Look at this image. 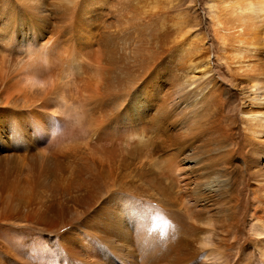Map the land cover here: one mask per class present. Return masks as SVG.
<instances>
[{
    "label": "bare ground",
    "instance_id": "6f19581e",
    "mask_svg": "<svg viewBox=\"0 0 264 264\" xmlns=\"http://www.w3.org/2000/svg\"><path fill=\"white\" fill-rule=\"evenodd\" d=\"M239 2L242 25L264 17V0ZM144 13L138 0H0V264H235L244 248L248 264H264V143L255 138L264 117L250 118L259 121L251 134L219 158L208 151L218 143L186 152L154 138L167 102L154 103L151 90L156 100L169 87L167 100L191 99L192 111L209 92L205 80L188 88L195 80L178 67L162 71L159 12ZM180 156L202 166L187 173ZM228 169L259 182L249 184L245 245L230 262L177 210L180 200L184 210L206 205L213 191L235 193L236 209L239 175Z\"/></svg>",
    "mask_w": 264,
    "mask_h": 264
},
{
    "label": "rangeland",
    "instance_id": "374dc122",
    "mask_svg": "<svg viewBox=\"0 0 264 264\" xmlns=\"http://www.w3.org/2000/svg\"><path fill=\"white\" fill-rule=\"evenodd\" d=\"M234 1L138 0V6L143 9L145 15L151 11L160 13H158V18L154 19L157 21L154 26V33H157L155 35L156 39L157 35L161 39L163 38V44H166L165 46L169 49L166 56L167 62L162 63L161 66L158 64L161 68L163 67L162 71L169 74L173 72V67H178L179 72L176 73L179 77L183 76L185 80H195L188 88H194L205 80L203 83L207 87V92H209L205 106L198 107L199 110L197 111H192V108L189 107L191 106L189 103L191 99L186 100L183 98L182 101L179 100L180 102L177 99L173 100L172 103L168 101L169 87L165 88L167 92L165 90L162 91V94L160 92L161 97L156 100V91L151 90L150 93L154 98V103L164 102L165 104L167 102L161 113L162 116L152 119V123L156 125H154L156 128L154 130V136L156 137L154 138H158L159 142L172 143L183 148L187 146L195 151L208 150L209 147L218 143L220 146L215 145V150L211 147L208 151H211L209 152L211 156L219 158L225 150L226 144L232 141L241 145L244 142V136L251 134L248 126L254 122H259L251 120L253 116L264 117V17L250 19L249 22L247 21L243 23L245 25H242L239 23L241 21L236 19V7H238L236 2L241 0ZM131 4L134 5L136 2L134 1ZM218 18L223 22L220 26L216 25ZM224 25L226 29H221ZM234 25H242L239 34H233L227 28ZM198 89L199 87H197V91H199ZM165 94L166 97H164ZM256 131H264V127L257 126ZM157 135L159 136L157 137ZM255 138L260 143H264V132L256 133ZM243 149L246 151L248 148L244 147ZM185 151L187 152L186 148ZM234 158L237 161L236 157ZM152 159H156V157ZM180 159H183V156L178 158L177 163L184 167L187 173L202 166L181 165ZM235 160L233 159L235 165H238ZM154 161L159 162L158 160L151 162ZM231 166L232 162H229L228 167ZM254 170V168H251L250 171ZM211 171L213 174L221 172L216 169V165L213 166ZM227 172L235 174V178L239 175L238 180L236 179L234 183L238 200L236 209H233L232 212L228 209L233 204L235 193L229 194L230 196L222 194L218 197L216 192L213 191L209 193V199L205 201L206 205L202 201L197 202L196 205L193 202H186L185 211L180 200V203L177 204V210L178 218L181 221H186L188 218L195 221L200 229L206 230L205 233L202 230L198 236L201 238L204 233L203 237L209 238V246H215L217 248L215 251L227 256L230 262L235 258L237 244L245 245L244 233L247 229L245 226L249 216L247 210L248 198L250 197L249 184L259 182L258 180L252 181L249 179L250 176L247 175V172L237 174L238 171L232 169H228ZM195 176L202 179L206 177V174L196 172ZM190 177L192 180V175ZM262 178L257 177V179ZM263 194L264 190L259 193L258 197ZM226 201L228 202L226 203ZM220 207L224 209L221 210ZM253 207L258 208H255L257 211L261 209L259 203L254 204ZM229 220H231V223ZM243 251L244 256L240 257L243 258L242 262L238 259L235 264L249 263L250 259L247 258H251L248 257L251 256L250 249L244 248Z\"/></svg>",
    "mask_w": 264,
    "mask_h": 264
}]
</instances>
